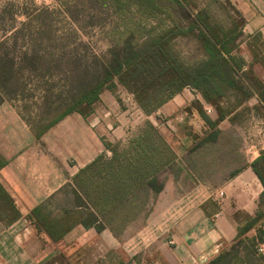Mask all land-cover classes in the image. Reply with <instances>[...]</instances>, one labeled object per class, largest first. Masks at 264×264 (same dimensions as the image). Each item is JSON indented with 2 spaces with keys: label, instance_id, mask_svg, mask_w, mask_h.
Here are the masks:
<instances>
[{
  "label": "crops",
  "instance_id": "obj_1",
  "mask_svg": "<svg viewBox=\"0 0 264 264\" xmlns=\"http://www.w3.org/2000/svg\"><path fill=\"white\" fill-rule=\"evenodd\" d=\"M244 1L248 7L244 17L250 35L259 32L264 39V0ZM125 93L127 95L121 101ZM128 97L130 101L126 102ZM194 99L203 103L198 93L187 88V102L180 93L154 114L146 115L132 95L119 87L115 93L103 92L89 117L77 113L69 115L40 139L18 126L13 117H5L3 103L0 106V159L5 165L0 167V183L22 217L12 222L0 219V264H208L220 254L229 253L246 217H255L259 210L264 211L261 203L264 187L252 167L253 161L264 153V130L263 139L245 144L246 151L238 142L233 148L224 147L219 151L212 145L220 140L222 132L232 128L241 139V128L228 119L219 124L220 133L215 142L187 152L190 153L187 158L177 151L183 143L173 142L171 146L177 154L173 165L176 177L169 174L168 168L167 176L159 177L164 185L159 194L150 190L132 194L115 211L120 214L119 223L118 218H105L102 232L78 226L63 240L53 243L26 220L32 209L50 198L56 200L80 169L100 154L109 153L103 141L120 142L135 124L139 127L146 121L168 137L179 128L176 124L178 113ZM159 116L172 117L173 125L171 123L170 128L160 125ZM60 125H66L68 131L76 134L77 140L72 145L56 146L55 129ZM201 128L206 129L204 123ZM192 145L191 137L187 135V151ZM183 185L187 187V194L181 198L177 187ZM218 191L224 192L219 201L213 197ZM135 210L136 214L132 215ZM170 211L179 215L167 216ZM119 225L120 232L117 230ZM134 225L139 226L133 237L137 238L135 247L146 249L143 253L131 254V245L125 249L122 244ZM161 226L165 228L162 240L157 231ZM140 234L151 237L139 239ZM255 235L256 230L247 234L250 238ZM64 244L70 249L68 252L62 251ZM259 246L263 247V253H258L261 256L258 264H264V238Z\"/></svg>",
  "mask_w": 264,
  "mask_h": 264
},
{
  "label": "trees",
  "instance_id": "obj_2",
  "mask_svg": "<svg viewBox=\"0 0 264 264\" xmlns=\"http://www.w3.org/2000/svg\"><path fill=\"white\" fill-rule=\"evenodd\" d=\"M112 1L119 9L137 7L151 18L166 14L164 5L167 2L184 7V0ZM192 21L186 29L175 24L155 34V28H152L144 32L140 39L133 34L121 37L106 55L95 59L91 67L64 54L59 59L52 54L47 55L41 49L43 43H51L54 39L41 28H37L33 35H25L22 30L16 29L0 42V106L6 99L17 98L26 78L38 72L36 76L44 80L52 76L51 70H61L62 65L67 81L63 99L48 121L40 119L34 127L28 123L35 137L40 139L69 115L77 113L84 118L92 115L105 91L115 93L122 87L133 96L146 115H152L175 95L190 88L201 96L203 103L193 100L187 106V112H196L206 128L202 138L193 139V145L188 149L193 152L206 143L215 142L220 133L219 124L227 119L234 122L240 115V108L252 99L256 100L254 108L264 113V76H256L252 65L249 69L244 68L247 63L237 53L240 47L238 40L242 36L237 28L215 29L202 15ZM185 36L193 37L205 52V58L193 66H186L173 49L174 40ZM250 38H254L252 56L264 72V51L258 48L264 39L259 32L250 35ZM10 40L15 42L11 48L7 47ZM19 40L24 44L22 47L16 45ZM46 62H54V65L44 69L40 65L45 66ZM44 70L48 75L43 73ZM47 86L45 92L49 93L53 87ZM205 105L213 109L214 119L206 113ZM103 143L113 153L112 159L105 160L100 155L80 169L73 179L74 199L71 204L54 208L50 206V198L27 214L26 220L53 243L63 240L78 226L102 232L105 229L103 220L108 213L123 205L137 191L150 190L159 194L164 188L160 175L177 160L170 143L149 121L140 135L129 143L130 149L120 155L116 148L119 145ZM4 165L5 162L0 159V167ZM101 166L102 184L91 185L90 181L96 178L91 172ZM252 167L264 187V153L253 161ZM85 176L87 181L85 179L83 183L81 181ZM261 203L264 204V191ZM0 211L11 214L12 219L3 216V220L8 222L22 217L1 183ZM245 221L239 227L229 253L220 254L208 264L259 263L258 245L264 238V211L259 210L255 217H246ZM251 230H256L252 238L247 236Z\"/></svg>",
  "mask_w": 264,
  "mask_h": 264
},
{
  "label": "rangeland",
  "instance_id": "obj_3",
  "mask_svg": "<svg viewBox=\"0 0 264 264\" xmlns=\"http://www.w3.org/2000/svg\"><path fill=\"white\" fill-rule=\"evenodd\" d=\"M183 2L184 7L172 5L167 2L164 5L166 14L158 18H151L146 13H143V11L137 9V7L119 9L117 7L118 5L112 0H0V42L10 37L16 29L18 31L22 30L25 35L31 33L33 35L35 31H38L37 28H41L40 30L45 31L44 33H48L54 39L51 43L47 44L46 41L43 43L41 49L47 55L52 54L55 59H59V56L64 54L66 57L71 58V60L79 59L83 65L91 67L95 59L106 55L109 48L113 47L121 37L133 34L137 39H140L144 32L146 33L152 28H155L153 31L155 34L175 24L186 29L193 22L192 20L202 15L214 28H237V31L242 33V36L238 40L240 47L237 53L247 63V67L245 66L244 68L249 69V65H252V70L256 76H264L262 66L256 63L252 56L254 38H250V29L247 27V21L244 17L246 16L248 8L244 0H184ZM32 39L34 40L35 38L33 37ZM21 41L16 42L17 47L24 45ZM263 42L262 45L258 46L260 51H264ZM14 43L10 40L7 47L11 48ZM173 49L186 66H193L205 58V52L201 45L191 36L175 39ZM49 65H54V62H46L45 66L43 64L40 66H43L45 69ZM60 66L61 70H51L52 76H48L44 80L40 76H36L39 74L38 72L30 78H26L27 80L23 82V88L17 94V98L12 100L6 99L3 109L6 111L3 113L5 117H13L18 126L21 125L34 134L29 124L34 127L40 119L48 121L63 99L65 90H67V88H64L67 81L64 78L62 65ZM43 73L47 74L48 72L44 70ZM47 85H52L53 87L49 93L45 92V89L48 87ZM181 94L184 95V99L187 102V88ZM126 95L127 93L121 97V101ZM189 104L186 103L178 113L179 120L176 121V124L179 128H176L168 137L163 136L160 132L170 145H173V142H177V145L183 143V147L177 149L178 152H181L180 154L183 153V158H187V154H190L187 153L189 152L187 151V135L192 138L191 140L193 142V139L197 140L202 138L205 132L201 128L203 121L197 113L193 112L191 114L187 112V106ZM254 106L255 100L252 99L248 104L240 108V115L236 117L234 122L230 121L231 123L238 124L241 128V139H238L236 136L239 133H235L236 130L230 128L222 132L220 140L212 146L218 147L219 151H221L224 147L228 149L235 147L238 142V144H241V148L246 151L248 149H245V144L248 141L263 139L264 113L255 109ZM209 115L215 117L214 113ZM158 118L160 125H164L167 128H170L171 123L173 125V120L170 116H159ZM147 122L139 127H136L137 124H135L134 129L131 128L132 130H128L129 132L124 140L111 143L120 146L116 147L119 155L129 148V143L140 135L141 131L146 127ZM66 125L64 127L60 125L55 129L56 138L54 140L57 141L55 144L58 147L72 145L77 140L76 134L68 131L65 128ZM44 139H47V137H44ZM100 155L105 160H110L113 157L111 150L109 151V155L106 153ZM234 156L233 154L232 157ZM71 160V164H73V159ZM173 165L170 168L171 172L169 174H172L173 178H175L174 171H176V168H173ZM102 168L101 166L91 172L92 177H96L90 181L91 185L102 184ZM167 171L163 172L161 177L162 175L166 177L168 174ZM74 177H71L69 182L64 186L63 193L56 200L52 201L54 208L66 207L73 202ZM86 177L81 182L84 183L85 179L87 181ZM177 192L182 194V198L187 194V187L185 185L183 187H177ZM84 199H86L85 196ZM117 208L111 213H108L105 218L110 217L113 220L118 218L119 223L120 214H118L119 212L115 213ZM176 208L178 209V207ZM135 214L136 210L132 215ZM169 214L170 217L172 215H179L178 212L176 213L174 211H170L167 216ZM5 215L9 216V219H12L10 213H1L0 211L1 220ZM119 229H121V225L118 226L117 230L119 231ZM138 230L139 226L134 225L129 230L127 239L122 240L125 249L131 245L129 252L131 254L137 251L139 253L146 251V249L139 250L138 247H135L137 238L133 239V237L138 233ZM145 231L150 232L152 229H146ZM157 231H159L158 235L160 239H164V226L159 227ZM151 235L153 236L155 234ZM117 236L121 237L119 234ZM141 237L148 240L151 236L140 234L139 239H142ZM67 248V245L64 244L62 251L68 252L70 249Z\"/></svg>",
  "mask_w": 264,
  "mask_h": 264
},
{
  "label": "built area",
  "instance_id": "obj_4",
  "mask_svg": "<svg viewBox=\"0 0 264 264\" xmlns=\"http://www.w3.org/2000/svg\"><path fill=\"white\" fill-rule=\"evenodd\" d=\"M128 101H130V98L129 97L126 99V102H128ZM205 111H206V113L208 115L214 113L213 109L210 106H207V105H205ZM107 155H109V153ZM213 197L215 198V200L219 201V200L223 199L224 192L218 191L217 193H215L213 195ZM258 253H263V247L262 246H259L258 247Z\"/></svg>",
  "mask_w": 264,
  "mask_h": 264
}]
</instances>
